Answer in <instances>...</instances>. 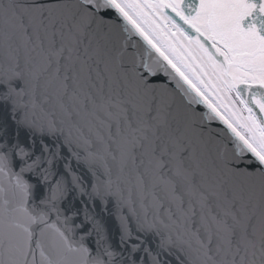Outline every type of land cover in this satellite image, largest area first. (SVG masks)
I'll return each mask as SVG.
<instances>
[{
    "label": "snow or ice",
    "instance_id": "6c2138e0",
    "mask_svg": "<svg viewBox=\"0 0 264 264\" xmlns=\"http://www.w3.org/2000/svg\"><path fill=\"white\" fill-rule=\"evenodd\" d=\"M0 264H264V0H0Z\"/></svg>",
    "mask_w": 264,
    "mask_h": 264
},
{
    "label": "water",
    "instance_id": "95a60500",
    "mask_svg": "<svg viewBox=\"0 0 264 264\" xmlns=\"http://www.w3.org/2000/svg\"><path fill=\"white\" fill-rule=\"evenodd\" d=\"M97 216L103 223L108 236L113 240H118L119 237V225L115 219L114 215H109L107 213H101L99 209H97Z\"/></svg>",
    "mask_w": 264,
    "mask_h": 264
}]
</instances>
